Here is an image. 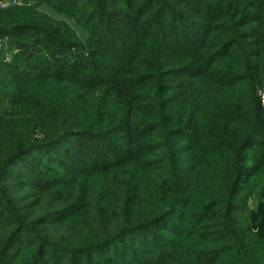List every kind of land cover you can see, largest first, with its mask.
<instances>
[{"label":"trees","instance_id":"1","mask_svg":"<svg viewBox=\"0 0 264 264\" xmlns=\"http://www.w3.org/2000/svg\"><path fill=\"white\" fill-rule=\"evenodd\" d=\"M43 1L89 37L2 11L0 264H264V0Z\"/></svg>","mask_w":264,"mask_h":264},{"label":"rangeland","instance_id":"2","mask_svg":"<svg viewBox=\"0 0 264 264\" xmlns=\"http://www.w3.org/2000/svg\"><path fill=\"white\" fill-rule=\"evenodd\" d=\"M14 6H17V8H24L21 6L28 7L29 10H33L35 17L42 18L44 20H50L51 19L50 17H52L56 21L63 19L67 23L70 24L72 29H74L77 32L80 39L84 40V39L89 37L88 33L80 25L78 26L77 24H75L74 18H72V17L68 18V17L60 14L55 9L51 8L43 0H0V19H2L3 17L8 18V14L3 13L2 11L8 10L9 8L13 9V8H15ZM15 22L24 23L22 20L15 21ZM0 24H3V22L1 20H0ZM117 28H120V25ZM21 34H19V35H17V34L7 35L5 37L0 38V62L12 64L17 60V58L14 57L13 54H15V52L18 50L17 46L20 43L26 42L25 37H23L25 33L24 34L21 33ZM124 37L125 36H122V34H120L119 39H117L115 41L116 47L118 49H120L122 52H126V47L132 42L129 40V41L124 42L127 45L121 44L120 40L123 42ZM14 59H16V60H14ZM0 68H1V66H0ZM106 69L113 70L111 67H108ZM32 91L33 90L31 89V92ZM260 97L263 101L264 91L260 93ZM6 100L8 101V99H6ZM7 101H5L4 104H7ZM22 102H20L18 105L15 106L14 110L12 111V113H10L9 117L11 116L14 119H16V118L21 117V114L30 112V110H29L30 106L29 105H23ZM12 122L9 123L11 130H10V128H7L5 130V132L10 131L14 134V131H18V130L22 129L20 127H17V129H13V127H15L17 125V123L15 121L13 123ZM37 133L38 132H34V135ZM51 153H52V151L48 152V154H51ZM43 154H47V152H44ZM24 160H27V158ZM28 160H30V159H28ZM42 160L43 161H42L41 165L39 167L36 166L37 168H39V170H42L45 167H51L54 164V162L51 161L50 159H42ZM22 164H23V161L20 160L18 164L13 165L12 167H8V169H7L8 175L11 174V177H14V176L21 177L22 175L26 176L28 171L25 167L26 165H22ZM16 171L22 172V175L21 174L17 175L18 172L16 173ZM47 173H49V170H47ZM43 174H45V173L42 172V174H36V176L43 175ZM3 175H5V173ZM5 177H6V175H5ZM14 180L15 179L10 178V179H4V180L0 181V191L2 190V195H4L7 191H9L11 189V186L13 184H15ZM16 181H18V180H16ZM263 181L264 180H260V181H257L254 183L253 188H252V194L248 200L249 206L257 214V218L259 219V221L262 220V222H261L262 224H264V186H263ZM18 184H19V181H18ZM18 186L19 185H17V187ZM28 190H29V187L23 185V187H20L17 189V193L19 196H22V194H25ZM6 194H8V193H6ZM42 196L45 197L46 199L55 198V194L53 192H50L49 194L44 193V194H42ZM260 196H261V198H260ZM155 229L158 230V228H155Z\"/></svg>","mask_w":264,"mask_h":264}]
</instances>
